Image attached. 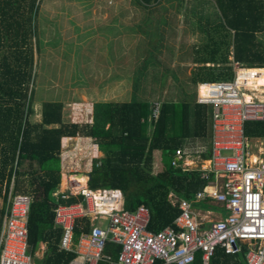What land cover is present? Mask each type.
<instances>
[{
    "label": "trees",
    "instance_id": "1",
    "mask_svg": "<svg viewBox=\"0 0 264 264\" xmlns=\"http://www.w3.org/2000/svg\"><path fill=\"white\" fill-rule=\"evenodd\" d=\"M134 1L166 22L147 33L149 52L133 71L129 99L95 100L92 122L80 123L64 120L62 100L44 101L41 120L30 119L42 0H0V234L10 191L30 195L28 251L35 264H69L76 255L60 248L63 229L55 221L59 204L77 200L75 196L62 198L66 192L62 187V137H91L102 154L93 160L89 187L119 189L128 210L145 204L151 215L148 229L161 230L173 225L180 213L175 198L193 199L212 178L203 177L200 168L183 167V158L181 165L173 164L177 149L185 156H209L212 108L196 101L198 83L233 79L229 56L247 67H264V38L259 37L264 33V0ZM171 9L183 13L191 33L199 35V42L192 46L196 66L182 82L174 69H158L154 54L174 29L167 18L172 16ZM145 45L146 41L140 50ZM169 75L179 82L176 97L172 92L163 94ZM149 81H153L151 90L146 86ZM156 96L159 112L154 116ZM245 133L264 139V121H248ZM90 227L89 217L78 219L74 241ZM40 242L47 245L42 258L35 254ZM119 250V245L107 242L105 252L112 259ZM245 251L244 247L232 255L218 248L209 264H247ZM193 264H203L201 254Z\"/></svg>",
    "mask_w": 264,
    "mask_h": 264
},
{
    "label": "built area",
    "instance_id": "2",
    "mask_svg": "<svg viewBox=\"0 0 264 264\" xmlns=\"http://www.w3.org/2000/svg\"><path fill=\"white\" fill-rule=\"evenodd\" d=\"M232 66L233 79L198 84L196 101L212 108V139L209 156L197 154L194 161L199 162L203 177L212 178L193 199L175 198L180 213L173 225L149 230L151 215L145 204L133 211L125 209L119 189H92L87 181L80 182L78 176L83 175L77 170L68 171L62 198L75 196L77 200L59 204L55 221L63 229L60 248L76 254L69 264H193L198 254L203 264H209L218 248L235 255L244 247L247 264H264V144L257 153L252 151L245 133L248 121H264V97L245 91L253 89L247 85L248 70L259 67L236 60ZM158 112L156 102L153 115ZM87 116L85 123H91L92 117ZM71 139L62 137L66 150ZM92 146L87 154L94 159L99 157L98 145ZM66 150L61 153L63 161L72 157ZM182 158V166L188 167L186 159L192 156H185L182 149L176 150L173 164L181 165ZM204 198L216 200L228 210L225 217L207 227L192 205ZM31 200L28 194L9 193L0 234V264H35L28 251ZM84 217L90 218L91 227L76 242L75 225ZM107 242L120 246L116 259L106 254Z\"/></svg>",
    "mask_w": 264,
    "mask_h": 264
},
{
    "label": "rangeland",
    "instance_id": "3",
    "mask_svg": "<svg viewBox=\"0 0 264 264\" xmlns=\"http://www.w3.org/2000/svg\"><path fill=\"white\" fill-rule=\"evenodd\" d=\"M65 1L43 0L39 9L41 41L34 86L35 99L32 104L34 113L30 116L33 122L41 120V108L44 101L62 100L64 102V119L69 121L72 118L83 123L88 114L87 118L91 116L89 112L93 110L95 100H125L129 99L133 92L131 76L134 62L137 59V54L135 55L133 52L137 53L146 40L143 33L131 32L127 26L136 24L140 20L143 14L142 8L133 5L127 6L129 0H114V7L108 5L104 7L99 0H92L90 6L86 2H76V4L70 5ZM120 2H122L121 7L118 5ZM83 11L88 12L87 19L81 17ZM170 13L172 16L167 18L173 22L174 29L164 36L166 51L161 54V57L166 58L165 56H167L166 61H169V53L176 54L178 52L179 61L188 59L184 55H192L195 50L192 46L199 42V35L191 33L190 25L185 20L183 13H177L175 9H171ZM76 14L82 18L80 21L78 20L82 24V29L74 32L75 27L79 26L77 22H74L72 26L69 25L71 29L66 31L65 27L69 22L66 15H71L70 19ZM111 19L114 21V39L108 38L107 32L105 34L107 40H102L99 33L105 30V25L110 24ZM88 20L90 21L88 22ZM259 37L264 38V33H259ZM112 49L114 56L111 57L113 61L110 62L108 58L111 56L109 54ZM129 51L131 53L128 55ZM37 56L35 55V57ZM178 65L183 68L175 71L180 82L187 81L196 65L191 63L182 65L180 62ZM165 82L166 87L163 94L167 95L172 92V95L176 97L175 94L178 90L176 83L179 82L170 75L166 77ZM146 86L148 90H151L153 81H149ZM159 88L158 86L156 88L157 94ZM262 89V91L253 89L245 91L263 98L264 86ZM157 97L154 99L156 102L159 100ZM150 99L153 98L150 97ZM78 142L81 144L80 140L75 143ZM263 144L264 139L262 138H250L251 150L256 153L257 148ZM71 145L72 142L69 141V146ZM80 156L82 154H79L78 158ZM86 156L79 159L81 168H84V165L91 159L88 154ZM71 168L77 169L76 167ZM71 168L70 173H72ZM66 169L64 168V172ZM66 174L68 175V172Z\"/></svg>",
    "mask_w": 264,
    "mask_h": 264
},
{
    "label": "crops",
    "instance_id": "4",
    "mask_svg": "<svg viewBox=\"0 0 264 264\" xmlns=\"http://www.w3.org/2000/svg\"><path fill=\"white\" fill-rule=\"evenodd\" d=\"M50 1H52V0H50ZM53 1H56V0H53ZM91 1L92 0H66L65 2L66 3H69L70 5L71 4H76V2H78V3L79 2H86L90 6ZM42 2H43V0H42ZM42 2H41V4H42ZM99 2L102 3L101 5L104 6V7L107 6V5L110 6V7H114V0H99ZM122 2H120L118 4L120 7H121L120 4ZM41 4H40V6H41ZM131 5H133L135 7L141 8L140 5H138V3L136 1H134V0L127 1V6H131ZM86 6H87V4H86ZM142 10H143V14L140 17V20L138 22H136V24L127 26V28H129L128 30L131 31V32L132 31L133 32L134 31H137V32L143 33L144 34V37H145L144 39L146 40V45L144 46L145 49H141V50L137 51V53L136 52H133V54H135V55L137 54V56H136L137 59L135 60V62H134L135 64L133 65V71L136 69L137 65L140 64L141 61L143 62L145 56L149 52V51H147V48H148L147 47L148 46L147 45L148 44L147 43L148 42L147 41L148 40L147 33L150 32L152 29L157 28L155 26H158L159 24H162V23L166 22V21H164V22L163 21H160L161 18L159 16H155V15L149 14L147 9L142 8ZM74 14H75V12H74ZM86 16H88V12L87 11H83L81 17L85 19ZM66 17L69 20V22H71V23L68 22V24H67L68 26L65 27V29H67L66 31H68L69 28L71 29V27H69V25L72 26L74 24V22H77L79 24V26H76L75 29L73 30L74 32L75 31L78 32V30H81L82 29V26H81L82 24H80L81 22H78V20L80 21V19H82L81 17H79V15L77 16V14H76L73 17L74 19L73 18H70L69 19V17H71V15H66ZM89 21L90 20H88V22ZM37 22H38L37 23L38 24V27L37 28L39 30V33H41V29L39 27V20H38V18H37ZM106 25H105V30L103 32L99 33V35H101L100 38L102 40H107V36L105 34L108 32V38L111 37V39L112 38L114 39V21H112V19H111L110 20V24L108 23ZM160 29H163L162 26L160 27ZM164 29L166 30L167 28H164ZM165 34H167V33H165ZM144 43L145 42H143V44ZM112 46H113V44H112ZM165 47H166V42H165V45H163V48L162 49L155 50V53H154L155 56H157L158 59H159V60H157L158 61V64L155 63L156 62V59H154L155 60L154 64H157L158 65V69L165 70V68L167 66V67H169L171 69H174V71L182 70L183 69L182 66L180 67L178 65L179 62L182 65H186V64H190V63L193 64V65L194 64L196 65V63L192 61V55L189 56L190 54L189 55H184V56H186L185 58H188L189 60L188 59H180V61H179V58H178V55L179 54H178V52L176 54H174L173 52H170L169 53V56L170 57L168 56L169 57V59H168L169 61H166L167 56H165L166 58H162L161 57V54H163V52L166 51ZM39 52L40 51H38L37 49H35V55H38L37 57H35V66L36 67L38 65V58H39V55H40ZM130 53H131V51L127 52L128 55ZM109 55H111V56L108 59H110L109 61L112 62L113 59H111V57L114 56L113 49H112V51H111V53ZM229 58L233 62V56H229ZM172 61H173V63H171ZM130 63H131V59H130ZM262 68H264V67H262ZM148 69L149 70L150 69H153L152 65L151 66L149 65ZM176 76H177V78L179 80V77H178L177 74H176ZM199 83H201V82H199ZM197 87H198V85H197ZM90 115L92 117V114H90ZM88 116H89V114H88ZM63 118H64V114H63ZM69 121H71V122H78V120H73L72 118ZM209 129H210V135H211V139H212L211 118H210V122H209ZM78 140H80V142H81L82 145L79 142H78L79 144L78 143H75ZM71 142H72V145L69 146V144H68V147H67V150H66L62 146V140H61V153L64 150H66L70 155H73L72 157H70V159H67V161H63L62 160V157H61L62 175L64 177L65 174H66V172L70 171V168L71 167H74V168L76 167L77 168L76 170L80 174H82L83 176H85V175L88 176V173H90V171L92 169V165H93V160L94 159H90V161L87 164L84 165V168H81L82 165H81V162H80L79 159L80 158L82 159V158H84L87 155L86 152H89V150L92 149L91 146L95 142H94V140L91 137H87V136H72ZM210 144H211V142L208 145V151H209ZM97 153H98L99 156L102 154V152L99 150V148H98V152ZM79 154H82V156H80L78 158V155ZM195 157H196V155L195 156H192V158L186 159L188 162L186 161L185 163H186V165L189 168H199V162L198 161H194V159H196ZM66 163H68V164H66ZM64 168L65 169L67 168L65 170V172H64ZM72 170H74V169H72ZM87 176H86V178H87ZM65 178L66 177L63 178V182H62V187L63 188H65ZM88 180H89V178L87 180H85V181H87V183H88ZM192 205H193L194 212L196 213L198 219H200L202 221V224H203L204 227L209 226L210 225V222L215 221V220H218V219H221V218L225 217L228 214V210L223 206L222 203H220V202H218L216 200L210 199V198H204V199L195 200L192 203ZM46 248H47L46 243L40 242L38 244V247H37L36 252H35L36 256H38L39 258H42L43 255H44V253H45V251H46Z\"/></svg>",
    "mask_w": 264,
    "mask_h": 264
},
{
    "label": "bare ground",
    "instance_id": "5",
    "mask_svg": "<svg viewBox=\"0 0 264 264\" xmlns=\"http://www.w3.org/2000/svg\"><path fill=\"white\" fill-rule=\"evenodd\" d=\"M248 78V86L253 87V89L262 91V87L264 86V68H253L248 70V74H246ZM249 98V96H247ZM67 175V174H66ZM79 177V176H78ZM80 182L87 180L86 176L79 177Z\"/></svg>",
    "mask_w": 264,
    "mask_h": 264
},
{
    "label": "water",
    "instance_id": "6",
    "mask_svg": "<svg viewBox=\"0 0 264 264\" xmlns=\"http://www.w3.org/2000/svg\"><path fill=\"white\" fill-rule=\"evenodd\" d=\"M209 151H210V147H209ZM88 178H90V173H88Z\"/></svg>",
    "mask_w": 264,
    "mask_h": 264
}]
</instances>
